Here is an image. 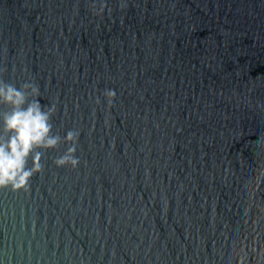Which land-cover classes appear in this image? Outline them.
<instances>
[{
    "label": "water",
    "instance_id": "obj_1",
    "mask_svg": "<svg viewBox=\"0 0 264 264\" xmlns=\"http://www.w3.org/2000/svg\"><path fill=\"white\" fill-rule=\"evenodd\" d=\"M0 67L59 137L0 264H264V0H0Z\"/></svg>",
    "mask_w": 264,
    "mask_h": 264
},
{
    "label": "clouds",
    "instance_id": "obj_2",
    "mask_svg": "<svg viewBox=\"0 0 264 264\" xmlns=\"http://www.w3.org/2000/svg\"><path fill=\"white\" fill-rule=\"evenodd\" d=\"M5 70L0 67V186L20 188L39 170L40 150L54 147L59 137L52 134L54 108L42 109L34 99L39 95L37 86L30 79L17 86L3 78ZM72 135L68 133L69 140ZM68 160L76 164L68 156L56 163L63 165Z\"/></svg>",
    "mask_w": 264,
    "mask_h": 264
}]
</instances>
